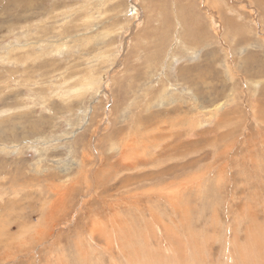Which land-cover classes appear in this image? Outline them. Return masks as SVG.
<instances>
[{
    "label": "rangeland",
    "instance_id": "374dc122",
    "mask_svg": "<svg viewBox=\"0 0 264 264\" xmlns=\"http://www.w3.org/2000/svg\"><path fill=\"white\" fill-rule=\"evenodd\" d=\"M0 264H264V0H0Z\"/></svg>",
    "mask_w": 264,
    "mask_h": 264
}]
</instances>
